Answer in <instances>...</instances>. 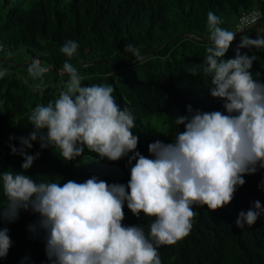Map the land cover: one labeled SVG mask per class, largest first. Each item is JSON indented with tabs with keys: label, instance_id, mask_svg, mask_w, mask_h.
I'll list each match as a JSON object with an SVG mask.
<instances>
[{
	"label": "clouds",
	"instance_id": "clouds-1",
	"mask_svg": "<svg viewBox=\"0 0 264 264\" xmlns=\"http://www.w3.org/2000/svg\"><path fill=\"white\" fill-rule=\"evenodd\" d=\"M263 15L257 12L256 19ZM221 23L220 17L208 12L211 46L206 49L203 72L211 76L210 94L221 98L224 112H193L188 105L189 115L175 119L184 131L176 134L174 142L148 144L153 158L136 151L135 117L117 104L114 88L82 83L84 77L69 62L77 56L78 44L66 40L60 48L68 58L60 72L69 76L66 90L54 102L32 110L28 117L32 131L16 138L20 147L10 145V151L23 157L24 170L40 155L26 151L37 140L41 149L59 148L65 161L80 157L85 148L102 160L127 156L129 164L135 160L130 179L127 185L109 184L93 175L82 183L68 180L61 185L37 183L23 172L5 171L6 203L0 205V224L15 222L21 210L38 214L28 230L42 234L49 264H162L159 247L174 245L189 235L196 216L194 206L206 205L213 211L227 206L237 188L245 184L244 176L264 168V82L253 77L255 56L239 51L264 48V37L241 36L234 58L225 60L236 33L220 27ZM124 50L136 60L143 59L132 45ZM50 70L37 58L27 68L29 76L40 80L37 88L44 86L43 76ZM189 73L195 76L197 70L189 69ZM8 74L7 69L0 70V78ZM258 187L264 188V180ZM125 202L134 216L143 213L155 218L148 235L141 225L122 224ZM261 215L264 206L255 200L247 211L238 213L235 225L251 227ZM8 232L7 227H0V258L12 246Z\"/></svg>",
	"mask_w": 264,
	"mask_h": 264
},
{
	"label": "trees",
	"instance_id": "trees-1",
	"mask_svg": "<svg viewBox=\"0 0 264 264\" xmlns=\"http://www.w3.org/2000/svg\"><path fill=\"white\" fill-rule=\"evenodd\" d=\"M264 0H0V41L5 48L24 47L45 61L49 68L61 72L68 58L60 48L66 40L78 44L77 56L70 63L84 77L85 86L111 85L121 109L127 107L135 117L133 134L139 137L136 151L153 158L148 144L160 140L172 143L184 125H176L177 115L193 112H224L221 98L212 97L211 76L203 72L206 49L211 46L207 28L209 11L221 18L222 28L229 30L228 20L237 18L251 8H261ZM263 11V10H262ZM264 13V11H263ZM260 23L249 26L236 36L224 59L234 58L241 36L264 37L257 31ZM239 31H236L237 33ZM139 49L142 60H136L125 46ZM241 53L255 56L251 69L253 77L264 82V48H240ZM1 58V57H0ZM8 60L0 59V70L8 75L0 78V205L6 203L2 173L23 172L37 182L68 180L78 183L95 175L109 184L127 185L130 168L128 157L118 161L99 159L85 148L80 157L65 161L60 149L49 146L41 149L32 141L28 154L39 152L31 168H21L23 157L12 154L10 145L20 147L21 136L32 131L29 115L38 105H47L66 90L64 85L18 75ZM189 69L197 70L193 76ZM256 72L261 76L256 77ZM44 79V77H43ZM66 83V84H65ZM12 136L14 139L10 140ZM132 153H129V156ZM232 201L215 211L206 205L194 206L196 216L192 229L174 245H164L158 251L162 264H264V215L254 225L236 227L240 211H247L252 202L264 206V168L244 176ZM125 226L141 225L145 234L155 219L143 213L134 216L125 202ZM38 214L21 210L15 222L0 224L9 229L12 246L0 264H49L42 234H33L28 225L38 220Z\"/></svg>",
	"mask_w": 264,
	"mask_h": 264
},
{
	"label": "rangeland",
	"instance_id": "rangeland-1",
	"mask_svg": "<svg viewBox=\"0 0 264 264\" xmlns=\"http://www.w3.org/2000/svg\"><path fill=\"white\" fill-rule=\"evenodd\" d=\"M261 8L264 11V2L261 3ZM233 21H235L234 16H231V18L228 20V24L230 26L229 31L236 32L235 27L233 26L234 25ZM263 28H264V21L260 22V26H258L256 29L257 31H259V30H263ZM8 52H11L12 55L8 56L7 55ZM32 55H33L32 52L26 50L24 47H21L19 49H11V50L8 48H5L2 52H0V57L5 60H8L11 63L10 65L15 68V71L18 73V75L20 74L26 78L30 77L27 72V68H28V65L31 64L32 62ZM42 64L48 66L45 63V61H42ZM43 77H44L43 80L47 81L48 83L57 85L58 90L61 89V87L64 85V82H63L64 76L60 75V72L54 71L53 69L46 72Z\"/></svg>",
	"mask_w": 264,
	"mask_h": 264
},
{
	"label": "built area",
	"instance_id": "built-area-1",
	"mask_svg": "<svg viewBox=\"0 0 264 264\" xmlns=\"http://www.w3.org/2000/svg\"><path fill=\"white\" fill-rule=\"evenodd\" d=\"M257 12L262 13V10L260 8H251L242 12L240 16L237 18L236 31H243L249 26L255 24L258 20L256 19ZM0 46H2L3 48L1 41H0ZM2 48H0V51L2 50Z\"/></svg>",
	"mask_w": 264,
	"mask_h": 264
},
{
	"label": "water",
	"instance_id": "water-1",
	"mask_svg": "<svg viewBox=\"0 0 264 264\" xmlns=\"http://www.w3.org/2000/svg\"><path fill=\"white\" fill-rule=\"evenodd\" d=\"M262 21H264V15L256 22V23H260V22H262ZM246 31V30H245ZM242 32H237L236 33V36H238V35H240ZM33 58H37V59H39L36 55H32V60H33ZM1 59V58H0ZM40 61V60H39Z\"/></svg>",
	"mask_w": 264,
	"mask_h": 264
}]
</instances>
